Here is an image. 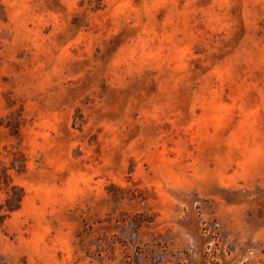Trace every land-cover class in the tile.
<instances>
[{
    "label": "rangeland",
    "instance_id": "obj_1",
    "mask_svg": "<svg viewBox=\"0 0 264 264\" xmlns=\"http://www.w3.org/2000/svg\"><path fill=\"white\" fill-rule=\"evenodd\" d=\"M0 264H264V0H0Z\"/></svg>",
    "mask_w": 264,
    "mask_h": 264
}]
</instances>
